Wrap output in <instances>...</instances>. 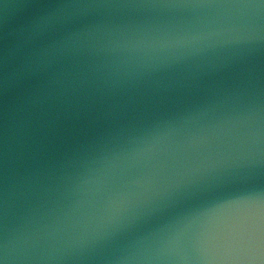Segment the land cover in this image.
I'll return each mask as SVG.
<instances>
[{
    "label": "water",
    "instance_id": "obj_1",
    "mask_svg": "<svg viewBox=\"0 0 264 264\" xmlns=\"http://www.w3.org/2000/svg\"><path fill=\"white\" fill-rule=\"evenodd\" d=\"M235 4L264 5L0 0V227L213 264L264 200V6Z\"/></svg>",
    "mask_w": 264,
    "mask_h": 264
},
{
    "label": "clouds",
    "instance_id": "obj_2",
    "mask_svg": "<svg viewBox=\"0 0 264 264\" xmlns=\"http://www.w3.org/2000/svg\"><path fill=\"white\" fill-rule=\"evenodd\" d=\"M264 5L253 4H235L227 5L225 8L232 9H253L256 7H262ZM250 27V25H237L233 28V31L239 32L242 28ZM255 223L251 232L242 231L237 233L230 241L231 250L226 253H218L215 251L206 237H200L199 245L200 251L210 258L213 264H264V240L261 235L260 224V207L259 204L255 206ZM51 226L45 224L38 228L35 238L33 240L25 242L27 247L33 244H39L42 240H47L50 234ZM15 249L10 247L5 248V264H8L9 259H15L13 252Z\"/></svg>",
    "mask_w": 264,
    "mask_h": 264
},
{
    "label": "snow or ice",
    "instance_id": "obj_3",
    "mask_svg": "<svg viewBox=\"0 0 264 264\" xmlns=\"http://www.w3.org/2000/svg\"><path fill=\"white\" fill-rule=\"evenodd\" d=\"M264 4V0H261ZM255 201H250L248 204L239 210L236 223L231 225L228 229L212 237H206L213 249L218 253H226L231 250L230 241L239 232L248 231L251 232L255 223ZM260 207V224H261V235L264 240V200L259 202ZM0 264H4V261H0Z\"/></svg>",
    "mask_w": 264,
    "mask_h": 264
}]
</instances>
